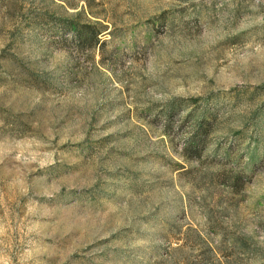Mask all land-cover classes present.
<instances>
[{
	"label": "rangeland",
	"instance_id": "rangeland-1",
	"mask_svg": "<svg viewBox=\"0 0 264 264\" xmlns=\"http://www.w3.org/2000/svg\"><path fill=\"white\" fill-rule=\"evenodd\" d=\"M0 264H264V0H0Z\"/></svg>",
	"mask_w": 264,
	"mask_h": 264
},
{
	"label": "trees",
	"instance_id": "trees-1",
	"mask_svg": "<svg viewBox=\"0 0 264 264\" xmlns=\"http://www.w3.org/2000/svg\"><path fill=\"white\" fill-rule=\"evenodd\" d=\"M72 27V26H71ZM73 27H74V29L76 28V26H74L73 25ZM77 32H78V34L79 35H81L80 34V32L82 31V30H76ZM82 33H84L83 31H82ZM86 41H88L89 43H94V42H97V40H96V35L94 34V35H91L90 37H88V39H85V41H84V39H83V42H86ZM171 111H173V110H171ZM197 121H198V127H201V125L202 124H204L205 122H206V116L203 114V115H201V116H197Z\"/></svg>",
	"mask_w": 264,
	"mask_h": 264
}]
</instances>
